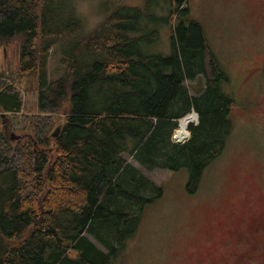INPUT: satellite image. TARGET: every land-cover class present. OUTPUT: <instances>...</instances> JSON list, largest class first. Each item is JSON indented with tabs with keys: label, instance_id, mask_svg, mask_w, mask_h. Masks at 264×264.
I'll use <instances>...</instances> for the list:
<instances>
[{
	"label": "trees",
	"instance_id": "16d2710c",
	"mask_svg": "<svg viewBox=\"0 0 264 264\" xmlns=\"http://www.w3.org/2000/svg\"><path fill=\"white\" fill-rule=\"evenodd\" d=\"M127 1L102 0L88 29L74 0H0V43L18 39V71L35 76L43 116L38 126L19 119L18 89L0 79V120L12 114L31 133L15 144L0 133V264H110L163 194L127 157L146 170L185 169L193 194L225 147L233 99L218 83L227 75L187 0ZM163 23L173 25L170 53H147ZM52 53L63 67L53 77ZM200 76L192 95L186 81ZM191 109L189 138L173 142Z\"/></svg>",
	"mask_w": 264,
	"mask_h": 264
},
{
	"label": "rangeland",
	"instance_id": "374dc122",
	"mask_svg": "<svg viewBox=\"0 0 264 264\" xmlns=\"http://www.w3.org/2000/svg\"><path fill=\"white\" fill-rule=\"evenodd\" d=\"M74 4L85 28L103 17L102 0H74ZM187 5L190 17L203 27L209 48L227 75L218 86L233 99L232 130L223 151L204 168L193 194L185 189V169L146 170L127 157L162 187L163 194L144 207L136 233L110 264H209L210 251L227 242L222 226L239 215L240 209L264 205V0H187ZM172 26H159V38L145 44L147 53H170ZM19 52L17 38L0 43V79L18 89L22 99L19 119L32 117L38 126L43 116L37 112L36 79L32 73L18 71ZM58 57L52 53L48 60L51 77L63 70ZM186 85L193 95L203 88L204 79L200 76L186 81ZM64 115L63 111L54 115V125L48 132L51 139ZM8 116L0 120V133L5 139L15 144L31 137L29 125L20 129L16 125L19 119ZM190 119L186 115L179 119L176 136L178 131L185 134ZM261 239L264 243V237ZM250 264H264V257H252Z\"/></svg>",
	"mask_w": 264,
	"mask_h": 264
},
{
	"label": "flooded vegetation",
	"instance_id": "af4514ba",
	"mask_svg": "<svg viewBox=\"0 0 264 264\" xmlns=\"http://www.w3.org/2000/svg\"><path fill=\"white\" fill-rule=\"evenodd\" d=\"M239 213L222 226L227 242L210 251L209 264H250L252 257H264V205Z\"/></svg>",
	"mask_w": 264,
	"mask_h": 264
},
{
	"label": "built area",
	"instance_id": "2783aa9c",
	"mask_svg": "<svg viewBox=\"0 0 264 264\" xmlns=\"http://www.w3.org/2000/svg\"><path fill=\"white\" fill-rule=\"evenodd\" d=\"M190 113H193V114H195L196 115V117H197V114H196V112H194L193 111V109H191V111H190ZM190 113H188V114H190ZM197 122V119L195 118L191 123H196ZM178 125H179V121H178ZM176 128H178V127H176ZM175 128V129H176ZM174 129V130H175ZM174 130H173V132H172V140L174 141V142H177V143H184L187 139H188V137H185V138H183V139H180L178 136H176L175 134H174Z\"/></svg>",
	"mask_w": 264,
	"mask_h": 264
},
{
	"label": "bare ground",
	"instance_id": "6f19581e",
	"mask_svg": "<svg viewBox=\"0 0 264 264\" xmlns=\"http://www.w3.org/2000/svg\"><path fill=\"white\" fill-rule=\"evenodd\" d=\"M187 116V118H192V119H190L191 121H193L195 118H196V115H194V114H192V115H186ZM183 117H185V116H183ZM182 117V118H183ZM181 118V119H182ZM179 121V120H178ZM188 126V125H187ZM188 135H189V132H188V130H186L185 131V134H181V133H179V131H178V133H177V136L180 138V139H183V138H185V137H188Z\"/></svg>",
	"mask_w": 264,
	"mask_h": 264
},
{
	"label": "water",
	"instance_id": "95a60500",
	"mask_svg": "<svg viewBox=\"0 0 264 264\" xmlns=\"http://www.w3.org/2000/svg\"><path fill=\"white\" fill-rule=\"evenodd\" d=\"M186 115H187V114H186ZM179 119H180V118H179ZM57 132H58V128H56V129L52 132V136H56Z\"/></svg>",
	"mask_w": 264,
	"mask_h": 264
},
{
	"label": "crops",
	"instance_id": "0c3cea01",
	"mask_svg": "<svg viewBox=\"0 0 264 264\" xmlns=\"http://www.w3.org/2000/svg\"><path fill=\"white\" fill-rule=\"evenodd\" d=\"M134 164V163H133ZM135 166H137L136 164H134Z\"/></svg>",
	"mask_w": 264,
	"mask_h": 264
}]
</instances>
